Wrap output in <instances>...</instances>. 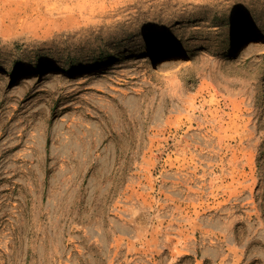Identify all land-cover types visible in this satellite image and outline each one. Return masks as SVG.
I'll return each instance as SVG.
<instances>
[{"label":"rangeland","instance_id":"obj_1","mask_svg":"<svg viewBox=\"0 0 264 264\" xmlns=\"http://www.w3.org/2000/svg\"><path fill=\"white\" fill-rule=\"evenodd\" d=\"M263 153L264 0H0V264H264Z\"/></svg>","mask_w":264,"mask_h":264},{"label":"bare ground","instance_id":"obj_2","mask_svg":"<svg viewBox=\"0 0 264 264\" xmlns=\"http://www.w3.org/2000/svg\"><path fill=\"white\" fill-rule=\"evenodd\" d=\"M258 45H259V40L257 38H251V39L247 40V42L244 44V46L239 51L238 58L239 59L248 58L254 52L255 48ZM37 74H35L34 76H25L24 78H21V79L23 82L33 81L36 78H38ZM57 75H59L58 70L51 72L52 77L57 76ZM261 159H262V161H264V153H263V156Z\"/></svg>","mask_w":264,"mask_h":264}]
</instances>
